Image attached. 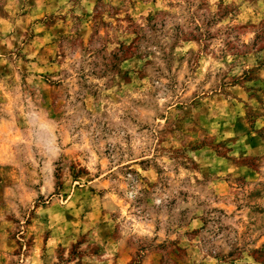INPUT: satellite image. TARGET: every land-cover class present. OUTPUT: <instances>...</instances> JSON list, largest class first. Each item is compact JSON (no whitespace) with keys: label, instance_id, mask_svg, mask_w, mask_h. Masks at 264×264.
Masks as SVG:
<instances>
[{"label":"rangeland","instance_id":"obj_1","mask_svg":"<svg viewBox=\"0 0 264 264\" xmlns=\"http://www.w3.org/2000/svg\"><path fill=\"white\" fill-rule=\"evenodd\" d=\"M0 264H264V0H0Z\"/></svg>","mask_w":264,"mask_h":264}]
</instances>
